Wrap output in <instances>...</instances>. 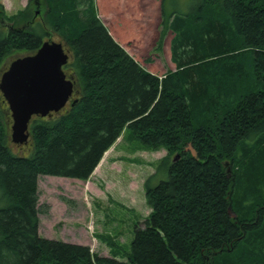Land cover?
<instances>
[{
    "label": "trees",
    "instance_id": "obj_1",
    "mask_svg": "<svg viewBox=\"0 0 264 264\" xmlns=\"http://www.w3.org/2000/svg\"><path fill=\"white\" fill-rule=\"evenodd\" d=\"M41 1L40 20L32 0L12 16L0 3V73L55 40L73 91L32 118L18 152L0 94V264H264V0L163 9L174 70L161 78L112 38L93 0ZM123 131L166 150L143 182L150 212L125 260L39 236L38 177L88 180Z\"/></svg>",
    "mask_w": 264,
    "mask_h": 264
},
{
    "label": "rangeland",
    "instance_id": "obj_2",
    "mask_svg": "<svg viewBox=\"0 0 264 264\" xmlns=\"http://www.w3.org/2000/svg\"><path fill=\"white\" fill-rule=\"evenodd\" d=\"M28 1L0 0V3L6 15L11 16ZM93 1L111 36L139 64L159 76L174 69L169 52L172 35L161 19L162 0ZM35 3L34 11L40 20L44 6L41 0ZM183 3L185 0H165L164 14L181 10ZM7 25L4 21L2 28ZM4 124L10 141L11 119L8 117ZM10 148L13 152L21 150L15 144ZM165 155L166 150H149L123 131L88 180L39 176L37 206L44 212L38 213V235L86 245L100 256L124 257L130 251L135 226L150 212L143 182Z\"/></svg>",
    "mask_w": 264,
    "mask_h": 264
},
{
    "label": "water",
    "instance_id": "obj_3",
    "mask_svg": "<svg viewBox=\"0 0 264 264\" xmlns=\"http://www.w3.org/2000/svg\"><path fill=\"white\" fill-rule=\"evenodd\" d=\"M67 59L61 44L48 41L35 54L12 61L1 74L0 92L12 119L13 143L26 142L32 116L45 117L67 103L73 88L62 70ZM191 153L195 156L194 150Z\"/></svg>",
    "mask_w": 264,
    "mask_h": 264
},
{
    "label": "bare ground",
    "instance_id": "obj_4",
    "mask_svg": "<svg viewBox=\"0 0 264 264\" xmlns=\"http://www.w3.org/2000/svg\"><path fill=\"white\" fill-rule=\"evenodd\" d=\"M189 148H192V147H191L190 144L188 143V144H187V147L185 148V150L188 151ZM192 149H193V148H192ZM105 154H106V153H105ZM105 154H104V155H105ZM195 156H196V153H195ZM233 217H234V216H233Z\"/></svg>",
    "mask_w": 264,
    "mask_h": 264
},
{
    "label": "crops",
    "instance_id": "obj_5",
    "mask_svg": "<svg viewBox=\"0 0 264 264\" xmlns=\"http://www.w3.org/2000/svg\"><path fill=\"white\" fill-rule=\"evenodd\" d=\"M112 35V34H111Z\"/></svg>",
    "mask_w": 264,
    "mask_h": 264
}]
</instances>
